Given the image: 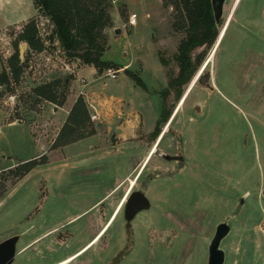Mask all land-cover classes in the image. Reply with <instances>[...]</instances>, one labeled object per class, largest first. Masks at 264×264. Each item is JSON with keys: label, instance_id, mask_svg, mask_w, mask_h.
I'll return each mask as SVG.
<instances>
[{"label": "rangeland", "instance_id": "obj_1", "mask_svg": "<svg viewBox=\"0 0 264 264\" xmlns=\"http://www.w3.org/2000/svg\"><path fill=\"white\" fill-rule=\"evenodd\" d=\"M131 1L132 5L137 3ZM155 1L145 4L150 6ZM232 1H227L225 17ZM262 4L264 0H242L230 28L245 26L241 15L248 11L257 18ZM131 8L139 10L136 5ZM35 10L33 2L24 0L21 6L24 15L30 17ZM261 15L259 26L261 23L264 26V13ZM117 16L122 21L129 20L122 2L108 0L101 30L106 54L101 60L110 69L103 68L101 74H96L92 65L67 57L53 35L52 23L43 14L37 24L44 52L38 54L25 43L19 45V52L24 46L21 62L25 61V67L17 85L10 79L5 65L9 89L0 86V154L6 156L4 162L8 166L15 163L18 166L37 155L47 158L46 164L19 181L13 173L14 166L0 174V242L14 236L19 238L12 264H53L85 245L101 229L96 218L98 213H88L77 222L66 224L68 218L83 212L106 189L119 185V191L100 210L102 223L113 217L122 201L120 195L138 175L131 174L132 170L147 155V133L160 125L159 135L163 132L164 135L157 149L170 153L177 146L184 148L186 170L192 166L198 174H183V177L166 174L152 182H149L152 174H141L137 186L147 193L156 192L154 209L136 222L143 241L136 245V250L133 246L127 256L119 257L110 238L118 234V226L112 224L105 233L108 237L104 243L105 264L113 260L114 264H207L208 245L220 223L230 227L219 246L224 253V264H264V197L261 194L264 188V78L255 87H251L252 82L250 87L238 85L237 93L229 94L228 98L212 95L208 79L195 81L204 66L202 74L210 69L212 50L178 98L180 88H171L170 82L177 74L172 59L185 36L178 29L182 10H177L171 0H162V8L155 18L148 19L146 24L139 17L137 26L132 28L134 35L127 41V32L123 31L115 43L112 36ZM22 27L23 24L11 26L3 31L0 37L3 57L8 50L9 57L12 54L11 43ZM150 33L152 46L148 43L140 53H145V69L139 61L130 65L137 55L128 42L145 41ZM237 38L238 44L243 42L240 33ZM167 59L169 64L164 65ZM129 60L130 68L123 69ZM73 64L87 67L78 69ZM56 79L60 81L59 91L64 90L66 95L62 107L33 94L35 87ZM79 96L89 116L96 115L97 119H90L77 132L78 143L66 149L52 147L55 134ZM164 110L170 115L163 123ZM153 163L154 166L163 164L156 160ZM143 164L144 160L137 172ZM157 212L161 218L155 225L153 213ZM54 228L58 231L56 235L63 238L69 234L67 245L55 248L49 256L38 255L36 241H32ZM54 236L47 241L52 242ZM95 245L78 261L87 259L84 264H90L98 247Z\"/></svg>", "mask_w": 264, "mask_h": 264}, {"label": "flooded vegetation", "instance_id": "obj_2", "mask_svg": "<svg viewBox=\"0 0 264 264\" xmlns=\"http://www.w3.org/2000/svg\"><path fill=\"white\" fill-rule=\"evenodd\" d=\"M227 1L228 0H224L222 4L221 15L218 21L215 18L212 0L209 1L214 38L210 44L204 43L203 45L193 49L190 52V60L193 64V72L187 79L186 83H184L180 87L179 98L182 95L181 89L184 87V85L190 83L193 80L195 74L200 70L201 66H204V62L207 58L206 56H208L212 50V63L210 62V69H208V72L206 74H202L205 71L204 69H206L204 66L200 71L197 79L195 80L199 81L203 80V78L208 79V81L210 82V92L212 93V95L216 97L221 96L223 98H228L230 96L229 94H233V92H236L235 87H237L238 85L245 84L248 87L249 84L250 87V82H252L253 84H251V87H255L258 86V83L261 82L264 78V26L262 25L263 23H261V26H259V18H262L263 16L261 14L264 13V4H262V8L260 9L257 18H253V13L248 11L245 15H241V19L245 26L239 25L232 26V28H230L232 19L234 18V15L242 0H233L231 2L230 8L227 10V14L225 17L224 13L226 11ZM253 21H256L255 25H253ZM240 27H243L244 29ZM178 29L179 31H184L185 36L179 41V44L172 59V61L175 62L177 66V74L175 75V77H173V80L178 76L181 68L180 61L178 60V57L180 56L179 48L181 44L188 38V25L185 19L180 20ZM239 33L243 37V42L240 44L237 43V34L239 35ZM197 49L202 50L195 54L194 51H196ZM168 60L169 59L166 60L164 65L169 64ZM213 80L215 84H213ZM238 93L241 94L240 91H238ZM186 97H188V95H186ZM160 130L161 125L159 128L154 127L150 132L147 133V141L149 144L147 155L141 161H139L138 164H136L131 173L138 174L134 180V186H130L128 190L125 189L122 192V195H120L119 199L122 198L123 200L126 196V200L122 206L120 204L113 217H110L112 219V222H110V224L112 225L116 223L118 226V234L112 235L110 237L112 242L111 244L114 246V248L116 247V249H118L116 250V252L118 251L117 255L122 258L129 254V250L133 246V249L136 250L137 246L142 243L143 236L136 230V222L140 217L146 216V213L154 209V194L156 195V192L151 191L150 193H147L141 186H137V181L140 178L141 174H152V176H150L149 178V182H152L154 179H159L161 176H164L166 174H180L182 175V177L183 174H198V171L197 173H195L194 169H192V166H190L189 169L186 170V155L184 153V148L177 146L176 150L170 153L157 149L164 135V132L161 136L159 135ZM154 142H156V144L152 149L151 146ZM143 160L144 164L141 170L137 172L138 167L143 162ZM155 160L156 162L161 161V163L163 162V164H157L158 166H154L153 162ZM120 187L121 186L117 188L118 191ZM136 192H141L142 194H144V196L148 199L150 203V207L148 210L138 212L128 223L126 221L125 214L126 202L128 199L131 198L130 204H132L135 200V196H132ZM178 193L179 192H177L176 195L179 198L180 196ZM167 211L168 210H166V212ZM153 218L155 219V225H157L159 219L161 218V215L158 212L153 213ZM109 220L110 219L107 220L106 224L98 232L99 234L104 229V233L97 240V242L95 243L96 245L94 244L95 246L98 245V247L96 249L95 255L90 258V264H105L106 246L104 245V243L108 241V237L105 235V233L111 226H106ZM56 232L58 231L55 228L53 231H51V233L47 235H38L36 237V251H38V255L49 256L56 251L55 248L61 249L65 247V245H67V242L69 240V234H67V236L63 238V236H61L60 234L56 235ZM53 234H55L54 240L52 242H48L47 239ZM93 240L94 238L89 240L82 247L78 248L74 253L70 254L69 256H66L65 258H62V260L60 259L61 261L59 260V262H62L64 260H67L68 258L75 256L74 260L69 264H84L87 259L84 261L78 260L94 247L93 245L86 252L83 253V249L88 246V244L91 243ZM80 252H82V254H80ZM131 257L132 256H130V258ZM59 262L57 261V263ZM114 263L115 262L113 260L109 264ZM126 263H128V261H126Z\"/></svg>", "mask_w": 264, "mask_h": 264}, {"label": "trees", "instance_id": "obj_3", "mask_svg": "<svg viewBox=\"0 0 264 264\" xmlns=\"http://www.w3.org/2000/svg\"><path fill=\"white\" fill-rule=\"evenodd\" d=\"M209 1L171 0L177 10H182L183 17L181 20L185 19L188 25V38L179 48L180 72L170 82L171 88H180L192 74L193 64L190 60V52L204 43L210 44L214 38ZM107 2L108 0H33V4L38 8L39 13L46 16L52 23L53 35L57 38L67 57L79 59L84 64L92 65L97 74H101L103 68L110 69L109 64L101 60L106 49L101 30L106 17ZM21 43H25L28 49L33 52L41 53L44 51L45 46L34 19L23 24L21 31L11 43L13 52L6 60L10 79L15 85L19 83L25 67V61L21 62L19 58V45ZM8 72L4 68L0 74V86L5 87L6 90L9 89ZM59 84L60 81L56 79L39 85L33 89V94L45 102L62 107L66 101V95L64 90L59 91ZM176 95L179 98V93ZM169 115L170 112L164 110L161 114V122L164 123ZM89 121L88 108L83 98L79 96L71 107L52 147H65L77 142L80 139L77 132L84 129ZM90 135H93V132ZM46 163L47 158L44 155L19 164L14 167L13 173L16 180L19 181L36 167Z\"/></svg>", "mask_w": 264, "mask_h": 264}, {"label": "crops", "instance_id": "obj_4", "mask_svg": "<svg viewBox=\"0 0 264 264\" xmlns=\"http://www.w3.org/2000/svg\"><path fill=\"white\" fill-rule=\"evenodd\" d=\"M30 1L33 2V0H30ZM119 1L122 2V4L124 5V9L126 10V13L128 14V17H130V15H132V14H135L136 15V23H135L134 26H130L128 24V21H122L121 18L119 16H117L116 17V23L117 24L113 28V34L114 35L112 36V41L115 42V43L118 42V36H123V31H125V33L126 32L129 33V34H127V33L125 34L126 35L125 37H126L127 41H128V37L129 36L134 35V31L132 30V28L135 27V26H137L139 17H140V19L143 20V22H145L147 24L148 19L155 18L156 15L160 12V9L162 8V0H156L155 3L153 5H150V6L149 5L147 6L145 3L147 1H151V0H136L137 3L136 4H133V5L131 4L132 3L131 0H119ZM23 4H24V0H0V37L3 35V31L6 30L8 27L16 26V25H22V24L26 23L27 21L34 19L35 17H36V23H38V20L41 19V14L39 13L37 7H36V10H35V14L34 15H32L30 17L24 15L23 11H21V6H23ZM134 5H136L139 8L138 11L137 10L134 11V9L131 8V6H134ZM150 26L151 27H149V28L151 30L152 29V24L151 23H150ZM144 27H145V25H144ZM116 29H119L121 31V33L119 35H117V34L114 33V31ZM150 32H152V31H150ZM151 36H152V33H150V36L148 35V38L145 41L139 40V41H135V42L134 41H131V43L128 42L129 48L131 47V49H134L133 52L137 56H135V58L132 59V63L131 64L129 63L130 60L126 64H124V65L122 64L123 65V69L126 68V70H128L130 68L129 64L132 65L133 63H135V61L136 62L139 61V63H141L142 66H143L142 69L143 70L145 69V65H146V60L144 59L145 58V53L144 54H140V53H141L142 48L145 47L148 43L150 44V46H152V43H151V41H152L151 38L152 37ZM110 43H111V41H110ZM6 53H7L6 56L3 57L1 55V52H0V55H1V58H0V74L2 73L3 69L5 68L6 60L8 59L9 54H10L9 53V50L6 51ZM38 54H40V53H38ZM104 54H106V52ZM102 58L104 59V56ZM150 58H151V53H150ZM152 58H153V53H152ZM1 60H2V63H1ZM73 65H74V68L77 67L76 64H73ZM86 67L87 66H85V67L81 66V67H77V68L79 69V68H86ZM143 70H142V72H143ZM95 72H96V70H95ZM120 72H123V71L120 70ZM162 73H163V70H162ZM96 74H97V72H96ZM159 80H161V79L159 78ZM4 89H5V87H4ZM54 110L56 111L57 109L54 108ZM13 123H15V122H13ZM60 128H59V130H60ZM59 130L55 134L54 140L56 139ZM54 140H53V142H54ZM78 142L79 141H77V142H75V143H73L71 145H68L66 147H63V148L66 149L69 146H72V145H74V144H76ZM94 151L96 152L97 150H94ZM112 153H114L116 155H119L118 152L117 153L116 152H112ZM105 155H107V154H105ZM38 157H39V155L35 156L34 158H38ZM5 159H6V156L0 154V174L6 172L8 170H11V168L13 166L15 167L17 165L15 163V164H12V165L8 166L4 162ZM1 160H2V162H1ZM118 186H116V187H110L109 189H106L104 191V193H102L101 195H99V197L97 199H94L93 202L91 204H89L88 207L83 212L69 217L68 220H67V222H66V224L77 222L81 217L87 215L88 213L94 212L96 214L98 213L96 218L101 223V229H102V227L106 224L107 221L105 223H102L103 219H102V214L100 213V210L101 209L103 210V207L107 203V201L109 200V197L111 195L115 194L118 191V189H117ZM54 229H50V230H48V231H46V232H44L43 234H40V235H47V234L51 233V231H53ZM99 231H97L92 236L91 239L95 238V236L98 234ZM35 241H36V239H34L32 241V243L35 242ZM30 244L31 243H29L28 245H26L25 247H23L19 252H21L23 249H25L26 247H28ZM55 263H57V262H55ZM55 263H53V264H55Z\"/></svg>", "mask_w": 264, "mask_h": 264}, {"label": "water", "instance_id": "obj_5", "mask_svg": "<svg viewBox=\"0 0 264 264\" xmlns=\"http://www.w3.org/2000/svg\"><path fill=\"white\" fill-rule=\"evenodd\" d=\"M224 0H212V6L215 13V18L218 21L221 15L222 4ZM115 34L119 35L121 31L116 29ZM24 52V46L19 52V58H22ZM67 85V80L65 81ZM198 112V108L195 109ZM264 197V188L261 191ZM135 196V200L132 204L131 198L127 200L125 206L126 221L129 223L133 217L140 211L148 210L150 203L148 199L141 192H136L132 197ZM230 227L226 223H220L216 226L213 238L208 245V259L207 264H224V253L219 248L221 241L229 234ZM18 237L14 236L0 242V264H12L16 255V245L18 242Z\"/></svg>", "mask_w": 264, "mask_h": 264}, {"label": "bare ground", "instance_id": "obj_6", "mask_svg": "<svg viewBox=\"0 0 264 264\" xmlns=\"http://www.w3.org/2000/svg\"><path fill=\"white\" fill-rule=\"evenodd\" d=\"M131 186H134V183L132 182L131 183ZM125 200H126V196L124 197V199L122 200V202H121V206L124 204V202H125ZM115 217V216H114ZM112 219H110V221L108 222V224L106 225V226H110L111 224H110V222H112L111 221ZM108 226V227H109ZM104 231V229L94 238V240L91 242V243H89L88 244V246H86L84 249H83V253L84 252H86L90 247H92L96 242H97V240L99 239V237L100 236H102V234L104 233L103 232ZM80 254H82V252H80ZM74 258H75V256L74 257H71V258H68L67 260H64V261H62V262H59V263H57V264H69L70 262H72L73 260H74Z\"/></svg>", "mask_w": 264, "mask_h": 264}, {"label": "built area", "instance_id": "obj_7", "mask_svg": "<svg viewBox=\"0 0 264 264\" xmlns=\"http://www.w3.org/2000/svg\"><path fill=\"white\" fill-rule=\"evenodd\" d=\"M135 23H136V15H135V14H132V15H130V17H129L128 24H129L130 26H134ZM108 72H109V74H110V71H108ZM9 99L11 100L12 97H10ZM90 119H91V121H95V120L97 119V116H96V115H91V116H90Z\"/></svg>", "mask_w": 264, "mask_h": 264}]
</instances>
